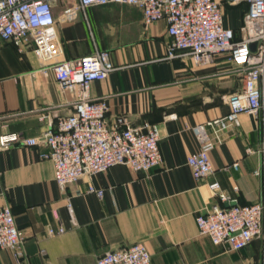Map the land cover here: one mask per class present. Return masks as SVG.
I'll return each instance as SVG.
<instances>
[{
  "label": "crops",
  "instance_id": "crops-1",
  "mask_svg": "<svg viewBox=\"0 0 264 264\" xmlns=\"http://www.w3.org/2000/svg\"><path fill=\"white\" fill-rule=\"evenodd\" d=\"M70 1L58 0L54 10L61 58L108 53L116 68L91 83L90 95L107 101L109 125L118 116L124 125L156 124L162 162L137 172L115 164L60 188L51 160L40 156L47 150L44 141L0 147V204L10 205L25 237L23 256L17 260L11 249L0 248V264H95L103 253L136 242L146 245L152 264H264V239L228 250L199 234L195 222L213 204H232L212 195L207 182L218 181L239 204L264 201V175L253 174L261 166L264 108L241 113L239 126L223 133L210 152L213 171L206 179L197 183L186 164L199 147L193 127L228 112V97L242 86V67L228 52L208 64L167 57L171 38L165 20L145 26L133 4L90 5L67 20L62 9L77 2ZM218 1L223 25L240 39L246 3ZM262 23H254L257 30ZM74 99L72 90L60 89L31 43L24 52L10 41L1 43L0 134L39 136L73 111ZM89 184L102 188V196L87 192ZM49 226L64 231L49 235Z\"/></svg>",
  "mask_w": 264,
  "mask_h": 264
},
{
  "label": "built area",
  "instance_id": "built-area-1",
  "mask_svg": "<svg viewBox=\"0 0 264 264\" xmlns=\"http://www.w3.org/2000/svg\"><path fill=\"white\" fill-rule=\"evenodd\" d=\"M227 1L247 5L240 26L243 36L238 40L234 38V31L223 25L222 3L218 0H77L62 9V18L71 20L77 10L90 5L133 4L140 8L145 26L165 20L171 38L167 57L190 56L197 64H208L216 54L228 52L242 67V86L228 97V112L193 127L199 147L187 157L186 164L197 183L212 173L210 152L222 141L226 130L239 126V115L255 114L264 108V0ZM57 2L0 0V45L10 41L19 52H24L31 43L37 58L51 68L60 89L74 92L73 111L59 117L55 126L49 125L39 136L19 138L16 133L0 134V147H7L14 141L26 145L44 141L47 150L40 156L51 160L54 180L60 188L115 164H126L135 172L160 165L158 126L149 122L140 126L124 125L122 116L116 118L114 125H109L107 101L90 95L91 83L104 79L116 68L108 53L95 50L84 56L61 58L62 45L54 17ZM258 20L263 23L257 30L254 23ZM252 42H256L254 50L249 46ZM257 151L262 157L261 166L254 169L253 174L264 175V134ZM237 164L232 163L233 166ZM206 184L212 195L221 201H232V204H213L196 214L199 234L228 250L242 249L254 238L264 239V201L239 204L222 191L218 181ZM86 191L98 197L103 194L102 188L92 184ZM67 206L70 207L69 203ZM63 231L61 226L47 229L49 235ZM24 241L10 205L0 204V248L11 249L18 260L24 254ZM95 264H152L151 253L145 244L136 242L103 253Z\"/></svg>",
  "mask_w": 264,
  "mask_h": 264
},
{
  "label": "water",
  "instance_id": "water-1",
  "mask_svg": "<svg viewBox=\"0 0 264 264\" xmlns=\"http://www.w3.org/2000/svg\"><path fill=\"white\" fill-rule=\"evenodd\" d=\"M250 49L251 50H254L255 49V46H256V42H252V43H250Z\"/></svg>",
  "mask_w": 264,
  "mask_h": 264
},
{
  "label": "rangeland",
  "instance_id": "rangeland-1",
  "mask_svg": "<svg viewBox=\"0 0 264 264\" xmlns=\"http://www.w3.org/2000/svg\"><path fill=\"white\" fill-rule=\"evenodd\" d=\"M67 3H71V1L70 0H65Z\"/></svg>",
  "mask_w": 264,
  "mask_h": 264
}]
</instances>
